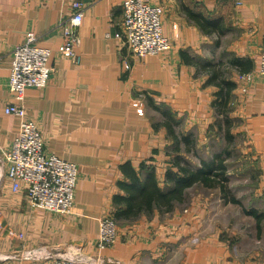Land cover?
Returning <instances> with one entry per match:
<instances>
[{"label":"crops","instance_id":"0c3cea01","mask_svg":"<svg viewBox=\"0 0 264 264\" xmlns=\"http://www.w3.org/2000/svg\"><path fill=\"white\" fill-rule=\"evenodd\" d=\"M78 1L83 15L74 63L60 52L70 0H0V148L8 150L18 126L16 116L4 113L12 101L11 52L30 31L50 50V75L45 87L26 88L21 104L45 152L78 169L72 211L46 212L29 203L24 185L12 189L0 150V264H24L26 251L36 250L81 264H264V242L248 247L235 221L241 217L230 214L236 199L219 201L218 193L207 207L196 194L187 206L120 221L114 212L121 205L113 201L125 195L119 183L131 172L152 170L163 188L165 171L176 170L163 110L179 121L178 133L191 135L195 149L207 135L224 133L215 123L226 117L228 133L243 136L264 189V83L258 72L264 0H149L161 7L171 47L144 59L113 37L122 0ZM243 213L253 216L252 234L260 237L264 214ZM104 217L116 222L117 241L99 251Z\"/></svg>","mask_w":264,"mask_h":264},{"label":"built area","instance_id":"2783aa9c","mask_svg":"<svg viewBox=\"0 0 264 264\" xmlns=\"http://www.w3.org/2000/svg\"><path fill=\"white\" fill-rule=\"evenodd\" d=\"M71 16L60 25V52L72 62H78L76 53L81 44L78 27L82 19V4L70 0ZM161 7L149 0H122L121 21L113 37L120 40L130 53L137 58L167 52L171 43L161 28ZM50 50L38 46L34 33L27 32L23 43L16 45L11 52V68L8 78V91L12 101L4 108L5 114L18 118L17 134L2 157L7 163L6 176L17 190L24 185L29 203L51 213L68 214L72 211L74 191L77 182V165L46 153L40 132L31 120L26 118L21 104L26 88H43L50 75L48 59ZM258 72L264 83V34L261 52L258 57ZM116 222L110 217L99 219L96 248L101 251L112 247L117 241ZM40 251H26L24 264H81L69 257L50 258L39 255ZM115 264H120L116 261Z\"/></svg>","mask_w":264,"mask_h":264},{"label":"trees","instance_id":"16d2710c","mask_svg":"<svg viewBox=\"0 0 264 264\" xmlns=\"http://www.w3.org/2000/svg\"><path fill=\"white\" fill-rule=\"evenodd\" d=\"M202 24L203 21H198ZM165 118V127L171 136L173 143L172 149L175 152L172 157V166L176 170L167 169L165 171V181L167 185L160 188L154 177L152 170L138 173L131 172L129 181L119 183L125 195H115L113 201L121 205L114 212V218L120 220H132L141 213L151 214L153 209L162 212H169L175 205H183L187 191L194 186H201L207 189H219L224 200L235 202V199H227L228 181L225 177L226 168L223 165L222 155L224 150L212 153L210 158H198L197 164H193L186 156L181 154L179 145L182 144V152L196 153L195 145L191 135L178 133L179 121L173 115L163 110L161 113ZM215 126L222 130L223 135L230 139L228 133L229 121L223 117ZM196 155V154H194Z\"/></svg>","mask_w":264,"mask_h":264},{"label":"rangeland","instance_id":"374dc122","mask_svg":"<svg viewBox=\"0 0 264 264\" xmlns=\"http://www.w3.org/2000/svg\"><path fill=\"white\" fill-rule=\"evenodd\" d=\"M261 52V51H260ZM260 54V53H259ZM231 130L230 139L223 136L220 130H216L220 133L214 134L211 136L207 135V139L198 149H195L196 155L192 153V156L189 153H185L183 156H186L192 163L197 164L198 158L208 159L210 158L212 153H217L219 151L224 150L222 155L223 165L226 168L225 177L227 178L228 191L226 190V194L228 193L227 199H236L238 203L233 204L234 210L230 211L231 216L241 218H236V222L241 226L240 229L243 231L244 239L246 243H249L248 247L256 244L261 245L264 242V218L262 222V232L260 237H253V230H255L256 222H254V218L251 215H246L243 211L248 213H257V211L262 212L264 214V189L259 186V172L256 168L255 160L252 156L248 155L247 152L244 151L243 145V136ZM194 142V141H193ZM221 195L219 189H207L200 186H194L187 191L185 196V201L182 203L184 206H187L191 198L199 194L202 198H205L208 202L207 207L210 203L214 204L215 200H217V196ZM211 199V200H210ZM220 199H223L222 196H219ZM204 201V200H203ZM229 201V200H228ZM220 207L222 206L221 202ZM212 206V205H211ZM221 217L224 224L225 215L221 213ZM208 221V219H207ZM251 232H250V231ZM258 238L259 241H258Z\"/></svg>","mask_w":264,"mask_h":264}]
</instances>
